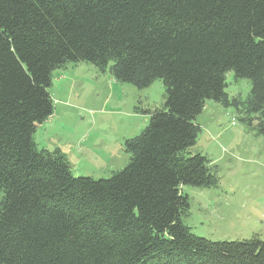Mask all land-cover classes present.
Returning <instances> with one entry per match:
<instances>
[{"label": "trees", "instance_id": "trees-1", "mask_svg": "<svg viewBox=\"0 0 264 264\" xmlns=\"http://www.w3.org/2000/svg\"><path fill=\"white\" fill-rule=\"evenodd\" d=\"M80 62L165 88L108 179L74 177L34 138L53 71ZM229 71L250 81L245 101L225 92ZM207 100L264 136V0H0V264H264V241L210 242L181 221V187L218 184L188 153Z\"/></svg>", "mask_w": 264, "mask_h": 264}, {"label": "rangeland", "instance_id": "rangeland-1", "mask_svg": "<svg viewBox=\"0 0 264 264\" xmlns=\"http://www.w3.org/2000/svg\"><path fill=\"white\" fill-rule=\"evenodd\" d=\"M225 81L229 99H247L248 79L229 71ZM48 92L54 110L36 130L37 147L59 149L74 177L103 180L128 165L124 143L147 127L148 113L164 103L165 88L158 79L142 89L116 82L108 71L80 62L53 71ZM195 124L200 132L188 153L210 160L218 184L181 187L189 199L182 223L210 242L264 241V136L244 126L233 107L212 100Z\"/></svg>", "mask_w": 264, "mask_h": 264}]
</instances>
